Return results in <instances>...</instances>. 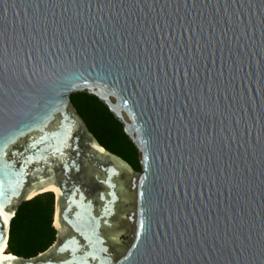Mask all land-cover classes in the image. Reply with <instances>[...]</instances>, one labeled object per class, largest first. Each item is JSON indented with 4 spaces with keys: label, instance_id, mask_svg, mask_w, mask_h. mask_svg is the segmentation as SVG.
<instances>
[{
    "label": "water",
    "instance_id": "obj_1",
    "mask_svg": "<svg viewBox=\"0 0 264 264\" xmlns=\"http://www.w3.org/2000/svg\"><path fill=\"white\" fill-rule=\"evenodd\" d=\"M50 188L54 241L0 264H264V0H0V247Z\"/></svg>",
    "mask_w": 264,
    "mask_h": 264
},
{
    "label": "trees",
    "instance_id": "obj_2",
    "mask_svg": "<svg viewBox=\"0 0 264 264\" xmlns=\"http://www.w3.org/2000/svg\"><path fill=\"white\" fill-rule=\"evenodd\" d=\"M70 100L101 147L127 162L134 171H140L137 150L107 107L86 93L72 94ZM53 212L51 192L21 203L10 222L6 252L27 259L46 250L55 238Z\"/></svg>",
    "mask_w": 264,
    "mask_h": 264
},
{
    "label": "bare ground",
    "instance_id": "obj_3",
    "mask_svg": "<svg viewBox=\"0 0 264 264\" xmlns=\"http://www.w3.org/2000/svg\"><path fill=\"white\" fill-rule=\"evenodd\" d=\"M48 191L54 192L56 196L55 190L53 188L48 189ZM6 247V243L0 247V258H13L14 256L6 252Z\"/></svg>",
    "mask_w": 264,
    "mask_h": 264
},
{
    "label": "flooded vegetation",
    "instance_id": "obj_4",
    "mask_svg": "<svg viewBox=\"0 0 264 264\" xmlns=\"http://www.w3.org/2000/svg\"><path fill=\"white\" fill-rule=\"evenodd\" d=\"M52 193V192H51Z\"/></svg>",
    "mask_w": 264,
    "mask_h": 264
}]
</instances>
